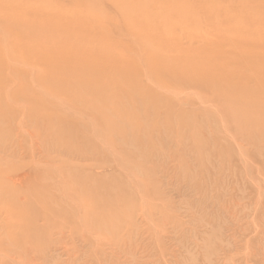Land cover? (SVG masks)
Listing matches in <instances>:
<instances>
[{"label":"rangeland","instance_id":"rangeland-1","mask_svg":"<svg viewBox=\"0 0 264 264\" xmlns=\"http://www.w3.org/2000/svg\"><path fill=\"white\" fill-rule=\"evenodd\" d=\"M21 4L51 22L0 24V264H264V0Z\"/></svg>","mask_w":264,"mask_h":264},{"label":"bare ground","instance_id":"bare-ground-1","mask_svg":"<svg viewBox=\"0 0 264 264\" xmlns=\"http://www.w3.org/2000/svg\"><path fill=\"white\" fill-rule=\"evenodd\" d=\"M41 1H46L47 3H49L51 0H41ZM159 1V0H158ZM147 2L149 3V7H148V11L149 12H157L156 14L158 15V12H159V9L158 10H155L156 8H154V4L155 3H157V0L156 1H154V0H147ZM23 4V3H22ZM22 4L20 5L21 7H20V9H17L16 10V8L15 7H13V6H11V7H4V10H2V12L0 13L1 14V17H0V24H5V21L6 20H10V19H12V18H16L15 20H17V22L18 21H22L23 23H24V26H29V28L31 27L32 29H30V31H29V29H27V28H24L25 30H24V32H28L27 33V35H26V37L28 38L29 36H31V34L33 33H35V28L36 27H38V23H41V25H43V27H45V25H46V23H49V22H51L50 21V13L49 12H47V11H43V9H39V7H37V9H36V6H31L30 5V8L32 9V10H34V12H33V15H30L29 13H28V8L29 7H27V8H25V7H23L22 6ZM35 4V3H34ZM188 7L187 6H178V7H176V10L178 11V12H180V13H192V15H193V13L194 12H196V11H194L193 9H195L194 7L192 8V10H189V8L187 9ZM162 9V8H161ZM148 11H146V13L148 12ZM194 11V12H193ZM143 12H145V11H140L139 13H141L140 15H142L143 14ZM162 12V14H163V12H164V10H162L161 11ZM160 12V13H161ZM46 13H47V15H46ZM162 14H160V15H162ZM146 16V15H145ZM144 15H143V19L141 18V16H139L140 17V19H142V20H144V22L146 23V24H148L147 23V21L149 20L147 17H145ZM159 16V15H158ZM195 16V15H194ZM193 16V17H194ZM4 17H6L7 19H4ZM193 17H192V19H193ZM132 19H133V16L131 17ZM138 18V17H137ZM81 20H79V21H83L82 20V18H80ZM140 19H139V21H140ZM135 20H137V19H135ZM141 20V21H142ZM76 21V19L75 18H73V22H75ZM16 22V23H17ZM57 22V21H56ZM77 23V22H76ZM76 23H74V24H68V26H67V28L64 30V35H67V36H71V35H73V34H76V26H75V24ZM133 24V23H132ZM131 24V25H132ZM134 24H135V22H134ZM52 25V24H51ZM149 25V24H148ZM27 29V30H26ZM63 29V28H62ZM44 33H45V31H43ZM32 34V35H33ZM35 37V36H34ZM37 38V37H36ZM50 38V46L51 47H53L54 46V44L55 45H58V44H60V43H58V41L56 40V38L54 39L53 38V35L52 36H50L49 37ZM65 37H62V39H64ZM29 39V38H28ZM154 39V38H153ZM27 41V40H26ZM1 44H3V41H2V39H0V45ZM53 45V46H52ZM27 46H29L28 44H27ZM31 46H33L32 44H31ZM30 46V47H31ZM146 47V46H145ZM146 48H148V47H146ZM28 50V49H27ZM31 49H29V51H30ZM146 50V52H149V49H145ZM10 51H12V50H10ZM84 51H86V49L85 48H81L80 49V55L82 56L81 58H80V60L82 61V64H86V62L88 61V53H90L89 51L88 52H84ZM24 55H26L27 56V58L25 59L24 57H19V62H23V63H25V64H27V65H35V63L37 64V60L39 61V62H45L46 64H50V62L52 63V64H54V60H51V58H49L48 56H44V54L42 53V51L40 52L39 51V49L38 48H33L28 54H24ZM263 56V55H262ZM66 57V56H65ZM64 57V58H65ZM79 59V58H78ZM9 61H11L10 59H9ZM9 61H8V64H9ZM67 62V61H66ZM12 63V62H11ZM256 63V62H255ZM257 63H259V62H257ZM256 63V64H257ZM20 64V63H19ZM255 64V65H256ZM257 65H262L261 63H259V64H257ZM189 66V67H188ZM187 67V69H189L194 75H196V72H197V75L198 76H201V75H203L202 74V72L201 73H199L198 71H196V69H195V67H193V65L191 64V65H188ZM260 69V68H259ZM43 75H41V74H39V75H37V80H42V79H44L43 77H42ZM61 76V77H60ZM35 79H36V77H35ZM57 79L58 80H60L61 82L65 79V75H64V73H62V74H60V75H58L57 76ZM76 79V81L78 82L80 79H78V78H75ZM97 133V132H96Z\"/></svg>","mask_w":264,"mask_h":264}]
</instances>
